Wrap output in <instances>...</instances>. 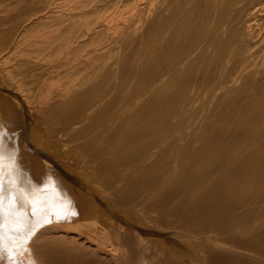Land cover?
<instances>
[{
  "label": "bare ground",
  "instance_id": "bare-ground-1",
  "mask_svg": "<svg viewBox=\"0 0 264 264\" xmlns=\"http://www.w3.org/2000/svg\"><path fill=\"white\" fill-rule=\"evenodd\" d=\"M0 264H264V0H0Z\"/></svg>",
  "mask_w": 264,
  "mask_h": 264
}]
</instances>
